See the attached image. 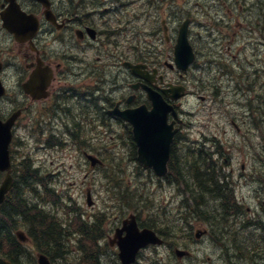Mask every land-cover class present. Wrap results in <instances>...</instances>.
<instances>
[{
	"label": "rangeland",
	"instance_id": "rangeland-1",
	"mask_svg": "<svg viewBox=\"0 0 264 264\" xmlns=\"http://www.w3.org/2000/svg\"><path fill=\"white\" fill-rule=\"evenodd\" d=\"M145 2L131 0L133 9ZM162 3L164 6L153 9L159 16L147 17V19L157 22L158 27L162 26V20L168 19L170 24L178 29L184 20L191 18L193 21L191 37L198 54L197 64L186 75L179 78L186 84L184 85L190 94L181 103L180 108V120L183 127L180 138H184V141L179 146L177 162L183 164L187 161L188 147L198 148L205 143V145L209 144L206 148L213 152L216 149L209 140L219 141L224 138V145L227 143L226 148L223 149L225 156L224 154L215 156L219 164L226 163V159L228 160L229 166L226 167L224 174L230 175L233 172L231 179L234 181L237 204L242 208V214L225 217V220L219 219L222 211L213 208L214 201L211 207L216 212L214 213L216 218L212 222L209 223L208 220L204 222L203 217L201 221L197 218V222L191 224L193 225L191 229H185L186 232L192 231L193 235L197 230L205 232L209 229L210 232L201 234V238L197 241L194 236L190 239L187 235L188 239L184 237L180 239V219L175 217L178 213L176 207L182 208L181 199L183 198L184 201L186 199L182 193L184 187L177 186V181L174 188L166 182L158 183V178H154L153 172L140 170L132 159L130 143L121 129L99 130L98 153L99 158L104 161L102 163L106 170L98 169L93 176L76 172L75 169H79V165H83L82 170L85 174L88 172L85 169L90 167L89 163L81 157L79 148L83 146V143H75L70 133L63 135L61 139L63 148L60 153L52 152L53 155L50 156L44 149L34 151L35 163L40 164L41 167L44 165L47 170L45 172H49L47 175L43 176L44 173L41 170L31 167L29 160L32 161L33 157L28 156L23 158V171L25 169V174L39 171L41 174L38 177L45 178L51 175L54 188L52 190L61 194L69 206L81 208L85 214L81 220L89 222L88 229L92 235L81 237L76 233L78 235L76 239L81 238L83 241L71 245V241L75 239L74 233L82 227L80 220H77L79 223L75 222L71 226V221H67L65 226L67 229H63L62 232L65 242H68L67 251L75 252L76 249L79 251L81 246L89 251L88 245L94 235L99 239L103 232L104 235L106 234L104 243L102 241V254L98 262L93 264H116L117 251L108 244V238L113 235L112 233L122 221L133 213L143 222L164 229L169 234L168 239H164L166 247L159 245L143 253L146 260L144 264H264V226L260 224V221L264 220V9L261 6L262 0H164ZM221 16L224 17L226 25H230L231 19L235 20L240 16L241 22L236 32H234L235 24L230 27L221 26ZM152 32L148 23V27L138 32L137 40L131 37L130 55L132 57L140 55L142 47L146 48L147 43L154 40ZM4 41L7 47L11 45L14 50L17 49L12 42L6 44V40ZM2 43L0 40V46ZM129 44H127L128 52H130ZM173 46L174 42L165 41L162 29L161 43L158 48L152 47L144 53L149 57L156 51L158 55L167 58L172 54ZM252 108H255L260 118L261 116L263 118L261 121L257 119L243 126L244 121L248 122ZM241 128L244 129V134L240 133ZM253 129L252 136L255 137L249 146L245 145L247 135L250 136ZM23 131L21 130V133ZM78 144L79 147H77ZM20 149L22 154H28L27 144ZM59 156L60 161L57 160ZM115 157L117 161L111 164L110 159ZM25 161L28 164H25ZM243 164H246V171L242 169ZM215 168H220V165ZM61 172L67 173L60 174ZM180 173L183 176L188 175L187 169L182 165ZM33 182L34 180L31 179L30 186H33ZM141 182L147 184L143 189L144 192L136 195L129 193L130 197L122 193L126 196L125 198L121 196L124 204L116 197L118 193L112 191L117 190L116 186L119 183L138 187L139 190L142 185L138 183ZM30 186L29 189H31ZM188 189L192 196L196 198L200 196V192L194 185L189 186ZM87 190H92L93 207L87 204ZM31 193L27 191L25 199L28 198L27 204L34 216L31 220L26 218V222L23 219L21 222L32 221L33 226H37L36 222L51 217L54 209L49 204L42 207L38 201H35L38 200L37 197ZM172 197L178 198L179 205L178 203H176L177 206L170 204H175ZM128 201L130 205L127 204ZM63 205L65 206L64 203ZM141 206L144 207L141 208ZM57 213L62 217L65 216L61 209ZM94 216H97L95 220ZM101 216L103 221L100 229ZM222 221L227 224H223ZM45 222L47 223L46 220ZM50 223H52L51 220ZM47 227L46 224V230ZM21 230L26 232L25 229L21 228ZM81 234L85 235L82 231ZM26 244L29 255L36 257V253L40 254L41 249L38 246L37 252L36 241H28ZM178 249L191 252V259H179L175 252ZM91 252L90 256L96 258L95 251ZM48 256L55 260L54 264H68L63 262L58 250L48 253ZM75 259L78 261L76 257L71 256L70 263L75 262ZM79 264L87 263L79 261Z\"/></svg>",
	"mask_w": 264,
	"mask_h": 264
},
{
	"label": "flooded vegetation",
	"instance_id": "flooded-vegetation-1",
	"mask_svg": "<svg viewBox=\"0 0 264 264\" xmlns=\"http://www.w3.org/2000/svg\"><path fill=\"white\" fill-rule=\"evenodd\" d=\"M15 1L26 16L37 23L38 30L33 40L18 44L3 21L2 15L9 7L8 0H0V40L3 42L0 46V81L5 87V95L0 98V120L7 122L15 113L19 115L14 125L11 150L16 144V130L27 129L28 137L24 139L28 144V154L33 157L32 161L29 160L33 168L36 167L35 146L40 144L44 148L48 145L49 135L70 133L75 143H83L82 156L87 157L98 155L96 143L100 128H123L132 134L131 126L119 114L139 107L152 109V102L143 85L160 93L179 111L180 101L174 100L171 93V86L179 84L176 79L179 74L170 68L169 72L164 71L165 66L168 68L173 62L172 54L163 58L156 51L149 57L144 53L152 47L158 48L161 43L160 26L147 17L159 16L153 9L164 6V0H138L146 2L136 9H133L131 0H46L43 3L36 0ZM261 6L264 9V0ZM220 22L223 27L235 24L236 32L241 21L239 16L235 20L231 19L230 25H226L221 16ZM148 23L153 30L154 40L147 43L146 48L143 46L139 50L140 55L132 57L131 37H138L137 33L148 27ZM168 29L169 41L173 42L177 28L170 24ZM92 34L95 39H92ZM4 40L6 44H15L17 49L14 50L11 45L7 47ZM128 43L130 52L127 50ZM195 53L198 56L196 50ZM131 64L143 66L144 69L138 72H146L149 80L136 77L129 66ZM172 114L169 115V124L172 125L169 131L177 130L171 151L174 159L182 125L175 123L176 117ZM210 141L216 143V150L211 151L213 158L209 168L220 165V169L225 170L222 168L228 160L219 164L215 155L222 156L219 145L225 149L227 143L224 145V138L219 140L220 143L216 139ZM17 145L19 146L18 143ZM45 150L48 151L46 148ZM20 151L17 149V156H12L17 174L23 161ZM52 151L56 152L55 148L48 152ZM189 158L191 167L188 170L197 173V165L202 163L203 158L207 159V153L205 156L201 153ZM37 165L36 169L43 173L47 171L44 165ZM242 169L245 170L244 164ZM85 170L88 171L87 175H91L98 169ZM80 171L85 174L82 169ZM36 173L41 174L39 171ZM212 173L213 170L208 169L207 174ZM231 175L233 176V172ZM209 180L214 192L222 194L225 189L230 188L225 181ZM192 199L209 207L213 204L212 199L201 192L198 198L193 196ZM38 240L41 246L58 249L42 239ZM58 251L62 252L61 249ZM61 256L64 262L65 258L62 254Z\"/></svg>",
	"mask_w": 264,
	"mask_h": 264
},
{
	"label": "trees",
	"instance_id": "trees-1",
	"mask_svg": "<svg viewBox=\"0 0 264 264\" xmlns=\"http://www.w3.org/2000/svg\"><path fill=\"white\" fill-rule=\"evenodd\" d=\"M253 111L257 112L255 110V108L253 109ZM258 116H259V114H258ZM262 118H263L262 116H261V118L259 116L260 121ZM261 128H262V126H261ZM201 153H203V155L205 156V153H207V152L204 149H200L196 154H192V156L199 155ZM205 160L207 161L208 157H207V159L203 158L202 163L200 162L199 165H197V169L199 170V172L192 173V175H188V176H185V175L183 176L180 174V178L183 179L182 180L183 182H181V183L182 184L184 183V185L187 188L189 186L194 185L197 188L196 190H199L201 193L208 195L212 199L213 202L215 201V205L213 206V208L218 209V211H222V215L219 216V219L224 220L227 215L239 214L240 208L237 204H235L236 198H235V190L233 189V186L230 185L229 182H227L226 180L222 179L219 175L214 176L213 174L215 172H213L212 175L211 174L208 175L207 171L211 167L209 168V166H208L209 163L204 162ZM186 162H188V161H186ZM179 168H181V166H179ZM185 168L188 169V165H185ZM186 177H187V179H185ZM205 177H207V178H205ZM211 178L214 179L213 180L214 182L215 181L227 182V185L230 186V188L228 187V189H225L223 191V193L227 192L225 195H222L223 193L220 194L218 192H214L215 190L213 188V185L211 184V180H209ZM0 179H1V177H0ZM22 179H24V177H17V183H15V189L11 192V194L8 197L6 204L4 205V207H6V209H4L2 214H0V264H29V262L31 261V258L33 259V257H29V254H28L27 258L26 257L23 258L21 256L23 254L22 249L20 247H17V246L14 247L12 245V243L14 244L17 242H16V240L12 234L13 232H11V230L13 229V231H14L16 229V227H19L20 225H24V226L28 225L32 230L33 236L37 237L38 239L44 240L51 247L58 248V249H64L63 246H64L65 240L63 238L61 230L60 229L56 230L58 228V226L55 223H53L54 222L53 220H55L53 217L50 218L52 221V226L49 224V218L45 219L47 221V223L45 222V220H42V219L38 220V222H36L37 226H35V225L33 226L34 223L32 221H28L27 223L21 222L22 219L24 220V222H26V218L27 219L29 218L31 220V218L34 216V214L31 212V210L29 209V206L27 204L28 198H27V200L25 199V195L27 194V191H29L31 193V190H32V194L35 196V189H36L35 185H36V181H37L36 179H39L41 182V181H44L46 178L45 177H37L36 175H34V177H33L31 175V176H25V179H26L25 181H23ZM31 179L34 180V182L32 184L33 186H30V184H29ZM117 185L119 186V188H118L119 192L118 193L121 195H122V193L124 194L123 184L119 183ZM29 186L31 187V189H29ZM45 193L52 200H56L57 197L54 195V193L52 191H46ZM219 197L222 198V202H220ZM128 204L130 205V202ZM189 207L192 208L191 211H193L194 216L191 213L187 212L186 216H183V218L180 220V223L182 226L180 228V232L182 233L179 236V237H181L180 239H182V237L184 236L183 231L186 228L191 229V227H192L191 219L196 220L197 218H199L200 220H202V217H203L204 220H206V221L208 220V222L210 223L216 218V215L214 214V213H216L215 210H212V207L209 208L208 206H206L202 203L200 204V201L198 202L195 200L194 206L193 207L187 206L185 210L188 211ZM34 219H36V218H34ZM101 220L102 219H100V221ZM46 224L48 225L47 230L45 228ZM48 228H51V229H48ZM84 232L88 233L91 231H89V229H87ZM163 233H164V238L168 239V237H169L168 232L163 230ZM190 234H191V231L187 233V236L188 235L191 236ZM187 236H184V239H186ZM38 243H39L40 249H42L47 254L50 252H54V251L58 250V249L48 248L47 246H41L39 240H38ZM86 253H88V254H86ZM81 259L84 260V262H86L87 264H93L94 262H96V258H92V256H90L89 251H87V250L82 251Z\"/></svg>",
	"mask_w": 264,
	"mask_h": 264
},
{
	"label": "water",
	"instance_id": "water-1",
	"mask_svg": "<svg viewBox=\"0 0 264 264\" xmlns=\"http://www.w3.org/2000/svg\"><path fill=\"white\" fill-rule=\"evenodd\" d=\"M188 22L181 30L176 46V63L180 70L186 71L190 64L195 60L191 46L188 40ZM175 97H182L185 93L184 88L173 90ZM154 108L151 112L146 109H137L127 113L124 117L134 125V137L139 149L138 160L148 167H154L159 175L167 173L166 163L169 160L170 148L172 142L171 132H168V112L174 110L160 96L150 95ZM158 97V98H157ZM168 128V129H167ZM11 141V123L3 124L0 122V170H8V174L0 187V204L5 200L6 194L10 191L13 179L10 175V159L8 147ZM123 231L127 232L126 237H119V247L121 250L120 258L123 264H133L136 261L137 253L140 249L149 244L161 243L155 233L145 229L140 232L135 219L125 221ZM200 233L197 234L199 238ZM118 237V235H117ZM184 253L179 252V255ZM41 264H49L47 260L41 259Z\"/></svg>",
	"mask_w": 264,
	"mask_h": 264
},
{
	"label": "bare ground",
	"instance_id": "bare-ground-1",
	"mask_svg": "<svg viewBox=\"0 0 264 264\" xmlns=\"http://www.w3.org/2000/svg\"><path fill=\"white\" fill-rule=\"evenodd\" d=\"M189 19H191V18H189ZM264 33V32H263ZM187 161L188 162H186L185 161V163L183 162V164H182V166L183 167H185V165H188V168H190L191 167V159L189 158V156H188V159H187ZM187 169V168H186ZM43 182H45L46 183V181L44 180ZM216 182V181H215ZM217 186V185H216ZM187 192H188V194L193 198V196L191 195V193H190V191H189V189L187 188ZM222 193V192H221ZM226 194V193H225ZM224 194V195H225ZM221 202H222V198H221ZM230 216H233V215H227L226 217H230ZM225 220V219H224ZM223 222V221H222ZM222 222H220V224H222ZM11 224V223H10ZM223 224H227V223H225V222H223ZM11 232H13V229L11 230ZM222 242V241H221ZM12 245L14 246V247H20L21 249H22V252H23V254L21 255L23 258H25L26 257V255L28 254V250L25 248V247H23V246H21V245H19V244H17V243H12ZM49 245V244H48ZM62 250V252H61V254L64 256V258H65V260H64V262L65 263H68V264H73V263H70V260H69V255L65 252V250L64 249H61ZM25 253V254H24ZM105 257V256H104ZM27 258V257H26ZM96 262H98V261H96Z\"/></svg>",
	"mask_w": 264,
	"mask_h": 264
}]
</instances>
